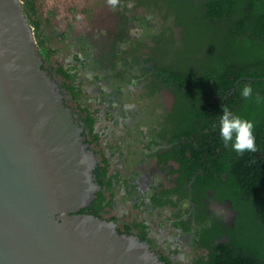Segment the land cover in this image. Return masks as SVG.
Wrapping results in <instances>:
<instances>
[{"label":"flooded vegetation","instance_id":"obj_1","mask_svg":"<svg viewBox=\"0 0 264 264\" xmlns=\"http://www.w3.org/2000/svg\"><path fill=\"white\" fill-rule=\"evenodd\" d=\"M211 1L119 0L118 31L109 28L98 60L82 55L75 39L71 52L63 44L60 54L48 46L42 53L95 156L99 188L81 212L118 227L132 215L137 227L128 222L129 233H147L165 264H210L207 256L230 240L239 216L231 195L198 179L205 173L185 159L179 138L184 108L204 95L187 94L195 83L228 61L244 66V44L264 56V34L251 19L255 0H223L231 9L219 17L209 14ZM239 23L246 26L236 34Z\"/></svg>","mask_w":264,"mask_h":264},{"label":"water","instance_id":"obj_2","mask_svg":"<svg viewBox=\"0 0 264 264\" xmlns=\"http://www.w3.org/2000/svg\"><path fill=\"white\" fill-rule=\"evenodd\" d=\"M94 168L22 0H0V264H165L139 235L81 212Z\"/></svg>","mask_w":264,"mask_h":264},{"label":"trees","instance_id":"obj_3","mask_svg":"<svg viewBox=\"0 0 264 264\" xmlns=\"http://www.w3.org/2000/svg\"><path fill=\"white\" fill-rule=\"evenodd\" d=\"M221 1L210 2L208 8L211 16L219 17L231 9L227 1ZM242 1L248 3L247 0H238ZM253 2L254 15L251 19L254 32L264 34V2ZM237 26L235 33L241 34L246 25L239 23ZM42 46L45 44L41 43ZM243 50L246 65H230L228 61L218 66V71H209L207 77L195 83V89H189V95L196 89L204 91V95L193 107L184 108L185 120L179 132L180 144L184 153H187L185 159L192 161L205 173L198 179L226 191L234 199L239 211L230 240L214 247L207 256L210 264H264V56L250 43L242 45ZM46 53L45 49L43 55ZM50 60L60 65L57 58L47 55V61ZM248 84L253 91L251 97L246 99L242 96V89ZM222 106L255 123L256 152L239 154L232 149L231 143L224 145L219 130ZM87 211L89 209L82 213ZM108 212L107 218H116V211L108 209ZM128 222H131V227H137L134 217L129 215L119 222L121 232H129ZM142 227L147 228L145 225ZM146 234L141 235L142 240H148ZM150 242L155 244L153 240ZM161 260L168 261L166 256Z\"/></svg>","mask_w":264,"mask_h":264},{"label":"rangeland","instance_id":"obj_4","mask_svg":"<svg viewBox=\"0 0 264 264\" xmlns=\"http://www.w3.org/2000/svg\"><path fill=\"white\" fill-rule=\"evenodd\" d=\"M94 1L96 0H22L40 47L43 43L49 47V52L60 54L63 52L61 46L66 44L71 52L70 41L75 39L78 40L76 49L82 55L98 60L103 50L101 46L106 47L110 43L109 28L113 32L118 31L119 20L118 11L112 9L107 0H97V5ZM44 47H41L42 53ZM73 60L81 64L78 56H74ZM90 65L93 66L94 63Z\"/></svg>","mask_w":264,"mask_h":264},{"label":"clouds","instance_id":"obj_5","mask_svg":"<svg viewBox=\"0 0 264 264\" xmlns=\"http://www.w3.org/2000/svg\"><path fill=\"white\" fill-rule=\"evenodd\" d=\"M107 3L115 9L119 4V0H107ZM252 91L250 84L245 85L242 89V96L247 99L251 97ZM219 130L224 145L228 146L231 143L235 152L242 154L245 151H257L254 134L255 123L233 113L227 106L221 107Z\"/></svg>","mask_w":264,"mask_h":264}]
</instances>
